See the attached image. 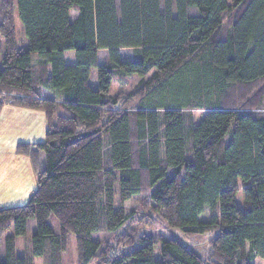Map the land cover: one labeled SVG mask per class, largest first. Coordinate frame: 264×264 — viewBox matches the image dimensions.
I'll return each instance as SVG.
<instances>
[{
  "label": "trees",
  "instance_id": "1",
  "mask_svg": "<svg viewBox=\"0 0 264 264\" xmlns=\"http://www.w3.org/2000/svg\"><path fill=\"white\" fill-rule=\"evenodd\" d=\"M0 36V110L47 118L44 141L18 145L44 164L29 201L0 208V264H61L71 235L79 264L264 260V0H0ZM175 230L208 237L206 257Z\"/></svg>",
  "mask_w": 264,
  "mask_h": 264
},
{
  "label": "rangeland",
  "instance_id": "2",
  "mask_svg": "<svg viewBox=\"0 0 264 264\" xmlns=\"http://www.w3.org/2000/svg\"><path fill=\"white\" fill-rule=\"evenodd\" d=\"M16 26V39L17 44L22 49L28 48V42L24 30L23 23L16 12L15 17ZM4 42L0 36V62L2 58V50ZM123 56L131 58L132 50H122ZM33 61L38 60V55L33 54ZM64 58L67 63L75 62V52L66 51ZM99 63L104 66L113 67L114 62L109 58L107 51L99 52ZM138 76H132L126 79L115 78L113 81V93L119 90L129 91L139 81ZM91 84L97 86V68H93L91 72ZM52 93L48 90H42V95L50 97ZM197 117L201 115L199 111L196 112ZM195 114V115H196ZM47 130V118L42 109H34L22 107L20 105L6 103L0 110V208L25 205L33 192L37 188L40 167L44 164V156L40 158V162H33L32 158L20 151L18 148L19 143H34L45 139ZM115 201L116 204L120 202L119 190L116 191ZM125 205L128 209L135 208V202L126 201ZM54 217L51 219V224H54ZM56 223V221H55ZM157 231L162 230L161 234L168 233L164 221L157 220ZM148 226V225H147ZM155 228V229H156ZM147 232H153L155 229L145 227ZM36 231L34 220L30 221V228L27 234L17 238V254L24 255L29 251L32 245V235ZM161 232V231H160ZM178 237L182 238L187 244L200 252L206 257L208 253V237H185L178 230L173 231ZM157 234V233H156ZM101 233L97 232L93 235L94 239H100ZM3 250V249H2ZM156 254L159 256L160 251L157 250ZM35 264H47V261L38 257L34 261ZM61 264H79L77 257L76 238L71 235L69 237L67 251L62 254ZM90 264H95L91 262ZM255 264H264L263 259H256Z\"/></svg>",
  "mask_w": 264,
  "mask_h": 264
},
{
  "label": "crops",
  "instance_id": "3",
  "mask_svg": "<svg viewBox=\"0 0 264 264\" xmlns=\"http://www.w3.org/2000/svg\"><path fill=\"white\" fill-rule=\"evenodd\" d=\"M52 95V94H51ZM42 141H44V140H41V141H39V142H34V143H30V142H28V143H30V144H36V143H40V142H42Z\"/></svg>",
  "mask_w": 264,
  "mask_h": 264
}]
</instances>
